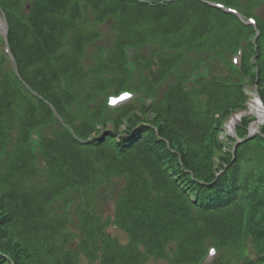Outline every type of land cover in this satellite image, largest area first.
Here are the masks:
<instances>
[{
	"label": "trees",
	"instance_id": "1",
	"mask_svg": "<svg viewBox=\"0 0 264 264\" xmlns=\"http://www.w3.org/2000/svg\"><path fill=\"white\" fill-rule=\"evenodd\" d=\"M214 1L256 26L202 0H0V264H264V125L218 141L247 89L264 104V0ZM127 87L155 103L106 111Z\"/></svg>",
	"mask_w": 264,
	"mask_h": 264
},
{
	"label": "rangeland",
	"instance_id": "2",
	"mask_svg": "<svg viewBox=\"0 0 264 264\" xmlns=\"http://www.w3.org/2000/svg\"><path fill=\"white\" fill-rule=\"evenodd\" d=\"M242 1H244V0H242ZM257 13L260 15V8H257ZM107 30L108 29H105V31H107ZM209 65H210V70L213 69V63H212V61H210V64H207L205 66H209ZM132 83H134V81ZM163 89H164V85L162 86L161 90L158 91V93H156L157 96H161V93H162ZM246 95L248 96V99H247L248 112L247 113L248 114H253V115H255L257 117V121L256 122H253L249 126V130H251L252 132H255L257 129H259V127L261 125H264V116H262V117H259L258 116V112H262V110H261L262 108H260V106H258V104L255 103V99L254 98H250V96L252 94H249V92L247 91L246 92ZM227 133L230 135V131L228 129H227ZM109 187L112 188V189H114V188L117 189L118 188V185L117 184H113V185H110ZM67 197L69 198V195ZM109 207L110 208L112 207L111 202L108 203V208ZM109 232L112 235L117 236L122 243H125L127 241V239H128L126 233H124L123 231H121V230H119V229H117V228H115L113 226L109 228ZM207 261H209V259ZM149 264H166V263L164 261H161V260L160 261H157V260L156 261H153V260H151L149 262Z\"/></svg>",
	"mask_w": 264,
	"mask_h": 264
},
{
	"label": "bare ground",
	"instance_id": "3",
	"mask_svg": "<svg viewBox=\"0 0 264 264\" xmlns=\"http://www.w3.org/2000/svg\"><path fill=\"white\" fill-rule=\"evenodd\" d=\"M260 107H262L261 104H260ZM262 109H263V107H262ZM262 109H261V110H262ZM259 110H260V109H259ZM263 112H264L263 110H262V112H258V116H259V117L264 116V113H263Z\"/></svg>",
	"mask_w": 264,
	"mask_h": 264
}]
</instances>
